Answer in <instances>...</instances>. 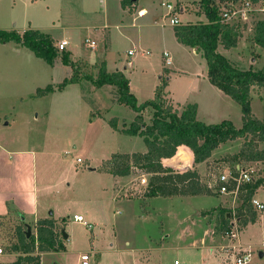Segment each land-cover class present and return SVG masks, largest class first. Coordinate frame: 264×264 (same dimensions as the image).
Segmentation results:
<instances>
[{"label":"rangeland","instance_id":"1","mask_svg":"<svg viewBox=\"0 0 264 264\" xmlns=\"http://www.w3.org/2000/svg\"><path fill=\"white\" fill-rule=\"evenodd\" d=\"M193 1L142 0L144 4L151 6L150 15L156 18L157 24L150 25L151 22L145 17L134 20L131 17L129 19L124 17L121 20L119 15H106L107 19L105 20V12L99 0H0V29L21 30L30 24L58 39L63 37L69 39V45L66 46L68 50L58 51L57 60L59 64L61 62V65L53 71V81L60 82L65 77L69 78L75 70L74 74L80 83L67 86L51 96L11 98L9 95V97H3L0 100V124L10 121L9 134L12 130L15 132L22 129L21 135L30 142L25 150H31L30 158L34 157L38 160L40 183L37 185V197L41 201L51 204L50 208L55 209V213H58L60 218L65 217L66 219L65 232L69 235V239L65 250H59L63 252L55 254H45L42 264H82L79 258L80 254L83 251H92L89 243L90 231L86 229L85 225L77 222L74 216L81 215L87 221L88 210L96 215L102 214V210L107 209L114 210L118 214V209L122 205L115 206L109 203L113 193L112 187L116 181H113L111 175L100 171L103 169L102 165L115 152L131 153L145 147L143 140L139 137L124 139L125 136L113 132L109 126V119L112 116L126 122L132 120L134 116V111L130 107L117 103L116 88L114 86L111 89L105 88L100 91L97 99L95 97L93 99L91 97L92 87H98L83 76L91 74L95 77L102 61L112 69L115 64L118 67H123L127 64L128 59H133L136 55L137 59L133 60L135 63L138 62L137 66L129 75L136 87V83L147 78L155 67L165 66L161 54L167 50L174 61L173 66L188 76L186 78L183 75L181 77L173 75L169 80L168 90L173 91L178 100L183 101L186 87L193 81H197L195 79L198 78L197 76H206L207 65L200 54L169 45L173 42L172 26L169 24V20L174 12L166 15L167 10L162 3L169 2L172 6L177 7L179 3L187 4ZM107 9L108 6H106ZM175 13L177 14V12ZM177 15L181 23L205 21L207 18L204 12L192 10H185ZM249 21L239 28L240 34L243 35L241 39L246 41L253 35V29L257 22L256 15ZM87 38L96 43L95 48L86 45ZM57 43L58 41L54 42L55 46ZM14 46L11 42H0V80L5 86L13 90L19 89V94H23L27 91L25 80L21 75L22 69L18 70L16 67L23 63L22 56L15 52ZM128 50L134 51L135 55L129 56ZM65 51L69 52V60L72 64L63 62L61 55ZM141 51H148V54L141 56ZM225 54L231 60L236 61V65L243 67L251 63L250 56L254 53L251 52L249 55L246 45L242 42L238 48ZM166 71L165 68L161 69V73ZM81 89L85 95L84 98L81 96ZM165 95L167 97L164 98L171 101L166 92ZM170 101L168 103H171ZM233 102L237 104L235 101ZM171 104L175 107L173 103ZM251 106L255 116H264V103H261L255 94ZM237 107L239 108L238 105ZM221 108L222 111L231 113L230 107L223 105ZM231 111L235 117L233 110ZM152 112L151 108H147L144 115L146 122H150ZM45 113H47V117ZM100 114L101 116H99ZM239 115L236 118L237 127L241 125ZM13 119L15 120L12 121ZM219 120L220 118L212 121L218 122ZM117 125L118 128L121 127L120 122ZM19 135L18 131L17 136ZM23 144L25 142L20 145ZM243 144L244 138L228 140L214 149L202 165H198L197 168L194 166L199 174L201 184H204L218 198L207 197L214 195L202 193L198 195L204 196L188 198L181 202H176V199H168L162 203H156L160 209H164L161 217L164 229H166L165 233L169 235V244L175 247L173 250L165 251L163 264H186L187 258L191 259V256L185 255L184 249L196 247L195 245L199 243L201 237L205 238L207 244L212 242V245H216L215 253L212 254L216 259L215 264H231L232 257L225 258L224 254L229 251L227 249L232 244H239L242 249L250 252L249 264H264V210L253 207L258 221L245 228L238 224L237 218L232 217L230 227L234 229L236 237L229 238L222 231L216 230L219 227L217 208L221 205L207 208L218 203L220 199H222L220 204L232 211L240 205L241 200L238 196L221 194L213 185L219 174L227 173L235 165L255 167L257 178L264 177V142L259 141L256 147L257 151L263 152L261 159L237 160L235 162L232 160V155L238 153ZM14 146L18 147L19 144H14ZM90 167L98 169L91 170ZM174 169L175 171L180 170ZM131 172L133 184L138 191L141 184L143 186L145 181L147 184L150 173L136 167H132ZM262 186L256 196L264 202V184ZM185 196L191 195H180V197ZM126 203H124V207L132 206V203ZM171 204H174V208H179L177 214L181 215L196 204L202 205L205 207L201 210V215L204 218L202 219L201 216L199 218V215L194 213L181 223L173 221L163 214L166 213L167 208L171 207ZM206 215L207 217H205ZM61 221L62 219L59 222ZM26 222L30 227L31 234H35L38 222ZM107 225V221L95 224L97 229L102 226L98 236L99 264H134L130 260L122 258V251L126 249L123 243L124 236L129 232H119L120 235L112 240L110 237L112 230ZM17 228L26 230V225L15 212L8 216L0 230L2 238L0 248L4 250L3 254L0 253V264L9 263V251H12V246L17 243ZM156 229V225H152L148 221L142 224L136 232H132L134 233L132 238L135 239L138 246L143 247L147 244V235L157 234ZM55 232L62 239L58 229ZM111 247L116 250L115 257L109 256ZM16 253L21 254V252ZM40 253V251L34 250L33 255L40 257ZM96 260H98V255L90 254V264H94Z\"/></svg>","mask_w":264,"mask_h":264},{"label":"trees","instance_id":"2","mask_svg":"<svg viewBox=\"0 0 264 264\" xmlns=\"http://www.w3.org/2000/svg\"><path fill=\"white\" fill-rule=\"evenodd\" d=\"M131 2L132 0H121L122 5ZM199 5L208 21L175 25V37L178 42L201 52L207 64L209 81L240 105L241 127H235L230 120L210 124L198 120L196 104H187L181 110L174 107L164 98L163 90L166 85L164 79L156 87L152 99L138 103L129 89L128 78L121 71L108 72L104 61L101 62L95 77L91 74L83 76L97 87L106 84L114 86L118 94V103L137 112L134 120L127 127L118 129L115 117L109 120V124L111 128L124 134L140 136L147 148L146 152L114 153L104 163L103 169L120 176L129 174L132 167L150 173L143 196L169 197L202 193L214 195L210 189L201 184L194 166L209 158L214 149L228 140L244 138L243 147L232 155V160L235 162L254 161L263 157V152L257 151L256 147L259 141L264 142V120L257 119L252 113L250 87L264 85V68L240 69L219 53L218 44H222L226 49L236 45L240 37L239 28L220 21L215 0H199ZM251 39L264 49V20L256 22ZM8 41L30 49L34 55L49 65H52L58 57L59 50L54 44V39L38 29L28 28L22 32L15 29H0V42ZM61 58L65 64H72L69 60V52H63ZM74 73L75 70L72 76L63 79L58 89H62L66 84L79 82ZM52 89V85L38 88L35 96L45 95ZM148 107L153 111L149 124L144 122L142 116ZM189 153L192 166L182 169L183 166L189 165L190 159L187 156ZM164 159L169 160L163 161ZM167 162H177V168L179 167L180 170L175 171L174 167L167 165ZM263 184L264 177L241 184L238 189L240 205L233 211L223 206L218 207L219 227L215 229L222 231L223 234L229 231L232 217L237 218L238 224L242 226L254 223L258 217L251 205V198ZM213 185L216 190L220 187V183ZM232 187V184L228 185V188ZM37 222L36 233L29 236L26 235V230L17 228V243L12 246V250L21 254L11 264H41L39 255H33L34 250L42 252L64 249L62 239L54 230V220L44 218Z\"/></svg>","mask_w":264,"mask_h":264},{"label":"crops","instance_id":"3","mask_svg":"<svg viewBox=\"0 0 264 264\" xmlns=\"http://www.w3.org/2000/svg\"><path fill=\"white\" fill-rule=\"evenodd\" d=\"M99 1L101 2V6L105 12L104 13L105 20L107 19L106 15H111V16L119 15V18H121V20H123L124 17H128V19L131 17L133 20L145 17L149 22H151L150 25L157 24L155 21L156 18L150 15L151 6L144 4L142 0H132L131 4L126 3L125 5H122L121 0H99ZM162 4L166 7V10H167L166 15H170L171 13L174 12L173 13L174 15L172 16V18H175L178 20V24H172L169 20V24L172 26L171 33L173 35V42L170 44L169 42L167 43L171 46L175 45V48L177 49L179 47H182V48L188 49L191 52H195L201 55V52L198 51L196 48H192V47L186 46L178 42L174 34L175 25L194 24L198 21L206 23L208 21L206 18L205 21L197 20L195 22L188 21L187 23H181L178 18L177 14H180L181 12H184L185 10L203 12L199 5V0L198 1L194 0L193 2H190L187 4L179 3L177 7L172 6V4L169 2L165 4L162 3ZM167 4L171 5L172 9H170L167 6ZM106 6H108L107 10H106ZM175 12H177V14ZM256 19L257 21L264 20V11L258 12L256 14ZM28 28L36 29L35 27L28 24L26 28H23L17 31L22 32ZM44 33H47V32H44ZM48 34L51 35V37L54 39L55 42L66 40L67 46L69 45V39L67 37L58 39L52 34L50 33ZM242 36L243 35L240 34V37L234 47L226 49L223 47L222 44H218L217 51L221 53L222 55H224L226 58H228L229 61L234 66L239 67L240 69H249V68H253L257 70L263 69L264 68V49L252 41L251 39L252 36L249 37L248 38L249 40L247 41L243 38L241 39ZM8 42L13 43L15 45L14 46L15 52L22 56L21 60L23 63L19 64L16 67L18 70L22 69L21 75L22 77H24L27 91L23 94H19V89L13 90L5 86L0 80V100L3 97H9V95L11 98H17V97L41 98V97H46L48 95L51 96V94L53 93L55 94L56 91H61L65 87L71 86L72 84H77V85L80 84L78 82L66 84L62 89H58V85L63 80L60 82L53 81V78H54L53 71L57 67H60L61 65V62L59 64L57 58L54 60V63L52 65H49L41 58L34 55V53L30 49L18 43H15L13 41H8ZM242 42L246 45L249 55L251 52L254 54L253 55L251 54L252 56H250L251 57L250 64H248L247 66L240 67L236 65L237 64L236 61L231 60L225 53L238 48L239 44L242 45ZM95 46H96V43H95ZM65 49H67V47ZM127 54L129 56H132V55H135V52L132 50H128ZM146 54H148V51H141L140 55L144 56ZM161 57L163 59V63L165 66L161 65L160 68L155 67L154 71H151V74L147 78H145L140 83H136L137 89H135L136 88L135 83L133 82L132 78L129 76L130 73H132L133 70H135L137 66L138 62L136 63L134 62V60L137 59L136 55L133 58L134 60L128 59L127 64L124 65L123 67H118L117 64H115L114 67H112L111 69L106 64V70L108 72L121 71L126 76V78H128L129 89L132 92V94L135 96L138 103H142V101L144 102V101L152 99L154 97L156 87L159 86L162 82V79H164L166 82V85L163 90L164 97L166 96L165 95V92H166L168 96L171 98V101L170 100L169 101L173 103L175 107H177L178 109L181 110L187 104H196L197 105V110H196L197 119L201 118V120L207 124L218 123V122H221L222 120H230L234 124L235 127L238 126V125L236 126V118L240 112L239 116H240L241 125L239 127L242 126V119H241L242 114H241L240 105L237 102H235L237 104H234L233 99H231L228 95H226L223 91H221L215 85H213L209 81L207 72H206V76H197L198 78H195L197 79V81L196 80L193 81L190 85L186 87L183 93V96H184L182 99L183 101L178 100V97L173 93V91L168 90L170 77H172L173 75H175L176 77H181L183 75V77L187 78L188 76L184 75V73L180 69H177L173 66L174 61L171 59V56L167 50H164L162 52ZM87 60L89 61V59ZM162 68H165V70L167 71L161 73ZM167 74L169 77L166 76ZM65 78H68V77H65ZM47 85H52V88H53L52 91L42 96H35L36 90L38 88H44ZM111 87L113 86L108 85V84L100 86L98 88L92 87L91 97L93 99L94 97L97 99L101 90L105 88L111 89ZM254 94L258 97L261 103H264V85H261V86L252 85L250 87V104L253 100ZM81 96L83 98L85 96L82 89H81ZM223 105L230 107V109L233 110V114L235 115V117H233L231 110H230L231 113L222 111L221 107ZM237 105L239 106V108L237 107ZM251 110H252V106H251ZM146 111H147V108L145 109V112L142 113V116H143L144 122L149 124L150 122H146L144 118ZM252 113L255 116L253 110H252ZM201 114H202V117H201ZM45 115L47 117V113H45ZM136 115H137V112L134 111V116L132 120H129L127 122L122 121L116 116H112V117H115L117 119V124L118 122H120L121 127L118 129H122L123 127H127L134 120ZM99 116H101V114ZM255 117L257 119L263 120L264 116L262 115L261 117H258V116H255ZM219 118L220 120L218 122L212 121V120H216ZM14 120L15 119H13L12 121ZM10 124H11L10 121H5L0 124V230H2L4 226V221L8 218V216H10L11 214L15 212L18 213V215L20 216V219L24 221V225L27 224L26 221L32 222V221H37L39 219L52 218L55 222V230L58 229L61 235L62 242L64 245V249H63L64 251L65 246L69 239V235L65 232V227H66L65 220L66 219L65 217L60 218L61 216H58V213H55V209L50 208L51 204H48L46 201H41L40 198L37 197V192H38L37 185L40 183L39 181L40 180V168L38 170V160L37 158H34V157L32 159L30 158L31 150L29 151L25 150L30 142L26 137H23L21 135L22 129L16 130L15 132H13L12 130V132L9 134L8 128L11 127ZM28 126L29 124L27 123V127ZM111 130L113 132L123 135V137L125 136L124 139H126V137H129L127 139H133V138H138V137L142 139L138 135H127V134L122 133L119 130H114L113 128H111ZM18 131L20 132L19 136H17ZM23 142H25V144L20 145ZM14 144H19V146L15 147ZM146 150L147 148L145 146L144 149H142L141 147L138 151H133L131 153L130 152H115V153H128V154L137 153V152L144 153L146 152ZM187 156L190 159V161L188 162L189 165L183 166L182 169H186L192 166L191 154L189 153V155ZM168 160L169 159H166V160L164 159L163 161H168ZM200 164L202 165L203 162L195 164L196 168ZM167 165L177 168V162L175 163L167 162ZM90 169L96 170L98 168L90 167ZM100 171L108 175H111L113 181H116V183L114 184V187H112L113 193L111 195V201L109 202L110 205L112 204L115 206H121V205L122 206L118 209V214L114 210L107 209V210H102L101 212L102 214L96 215L91 210H88L87 211L88 213L87 221L85 220L83 216H82V219H83L82 221L76 220L77 222H80L83 225H85L86 229L90 231L89 232V243H90L92 253L83 251L79 256L81 263H82L81 255L87 254L88 255L87 261H88V264H90V261H89L90 254H93V253L98 255V260H96L94 264L100 263V257H99V252H98L99 251L98 250V236H99V231L102 229V226L97 229L95 224L97 222L107 221L108 222L107 226H109L112 230L111 236H110L112 240L116 239L118 235H120L121 232L123 233L129 232V234H126L124 236L123 243L126 246V249L122 251V254H123L122 258L126 260H130V262L134 264H163L165 251L173 250L175 249V247H172L169 244V235L165 233L166 229H164V226H163L164 222H162V217H161L162 216L161 213L164 212L163 211L164 209L162 208L160 209L156 203L158 202L162 203L164 201H167L168 199L170 200L176 199L175 200L176 202H181L188 198H196V197L204 196V195H191V196H185V197H180V196L178 197L177 196L147 197V196H143V191L146 186L145 184L146 181L143 184V186L142 184L139 186L138 191H137L135 184H133V176L131 175L132 172H130L127 175L120 176V175H113L105 171L104 169ZM141 183L143 182L141 181ZM262 187L263 186H260L258 190L256 191V193L254 194L256 198H257L256 195L259 194ZM207 197L213 198L216 196H207ZM221 200L222 199H220L219 202L216 203L215 205H211L210 207H207V208L216 207L219 205L224 206L220 204ZM126 202L132 203V206L124 207L123 205ZM202 209H205V207H202V205L196 204L191 209L186 210V213H183L181 215V214H177L178 213L177 210H179V208L176 209L174 208V204H171V207L167 208L166 213H163V214H165L167 218H170L173 221H179L181 223L189 219L194 213L199 215V218L201 216L203 219L204 217L201 215ZM205 217H207V215ZM60 219H62L61 222H59ZM148 221H150L152 225H156L157 234L156 233H154V235L148 234L147 244L143 247L138 246L137 245L138 243H136L135 239L132 238L134 234L132 232H136L142 226V224ZM257 221L258 219L255 222ZM85 222L88 223V225H86ZM249 224H253V223H248L246 226H248ZM60 225L62 228L60 227ZM246 226H244L243 228H245ZM201 240L203 242L202 244H201ZM1 242H2V238L0 237V243ZM211 243L207 244L205 238L201 237L199 243L195 245L196 247H194L193 249H184L185 255L191 256V259L187 258L186 264H215L216 259L212 256V254L215 253L216 245L215 244L212 245ZM232 246L234 248L236 247V249L237 247L242 248L239 244L237 245L232 244ZM110 249L111 251H109V256L115 257L114 254L116 250H114L112 247ZM63 251L55 250V251L41 252L40 253V263L42 264V258L45 254L47 253L55 254V253L63 252ZM230 251L231 250H229L228 252H226V254H224L225 258H227L228 256L232 257L231 253L234 250L231 252ZM9 252H10L9 254L10 259L8 261L9 263L7 264H11L13 261L17 259V256L20 255V254H17L16 251L14 250L9 251ZM0 253L3 254L4 250L2 249ZM247 264H249V262Z\"/></svg>","mask_w":264,"mask_h":264},{"label":"built area","instance_id":"4","mask_svg":"<svg viewBox=\"0 0 264 264\" xmlns=\"http://www.w3.org/2000/svg\"><path fill=\"white\" fill-rule=\"evenodd\" d=\"M217 15L221 22L227 23L231 26L241 28L243 24L250 22L249 20L255 16L258 12L264 11V0H215ZM167 6L172 9L171 5ZM170 22L172 24H178V20L171 18ZM85 43L88 47L94 48L95 42L87 38ZM67 46L66 40H61L57 43L58 50H64ZM257 170L255 167L247 166L242 167L240 165H235L232 170L227 173H221L216 177V183H220V187L217 191L221 194H231L234 197L238 196L239 186L243 183L251 182L257 179ZM232 184V188H228V185ZM251 205L258 209L264 210V202L253 196L251 198ZM75 220L82 221V216H74ZM86 225L88 223L85 222ZM229 238H235L236 233L232 227L229 231L225 232ZM224 249H227L224 247ZM227 250H234L232 255L231 264H247L250 261V252L238 247L237 249L233 246ZM2 249L0 248V252ZM82 264H88V255H81Z\"/></svg>","mask_w":264,"mask_h":264},{"label":"water","instance_id":"5","mask_svg":"<svg viewBox=\"0 0 264 264\" xmlns=\"http://www.w3.org/2000/svg\"><path fill=\"white\" fill-rule=\"evenodd\" d=\"M31 233L30 227L28 224H26V235L29 236ZM65 235V234H64ZM66 236V235H65ZM260 256H262V253H260Z\"/></svg>","mask_w":264,"mask_h":264}]
</instances>
